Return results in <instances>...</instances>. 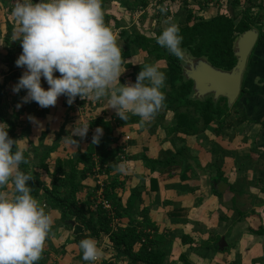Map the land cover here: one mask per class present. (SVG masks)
Returning a JSON list of instances; mask_svg holds the SVG:
<instances>
[{"label":"crops","instance_id":"1","mask_svg":"<svg viewBox=\"0 0 264 264\" xmlns=\"http://www.w3.org/2000/svg\"><path fill=\"white\" fill-rule=\"evenodd\" d=\"M136 1L102 0L105 24L115 35L121 47V56L124 39L131 34V29L152 36L158 25L164 29L168 23L179 25L183 19V13L178 12V9L184 10V7L177 1L173 4L171 17L162 20L157 7L151 6L153 0H146L147 8L143 11L137 9L134 13L132 10ZM200 1L203 3L191 2L189 8L196 9L197 15L204 18L215 17L219 13L233 16L237 8L242 9V6L234 8L230 4L219 5L217 0ZM176 6L178 9H174ZM253 11H258V8L254 7ZM5 23L1 24L2 28ZM8 25L14 28L17 26L14 22ZM12 38L10 45L16 47L15 57L18 58L22 47L18 40ZM128 64L130 68L126 67ZM151 64L166 74L165 62L151 60L138 47L133 46L131 56L122 59V74L114 87L135 83L143 67ZM23 71V68L9 71L3 66L0 81L15 72L20 77ZM10 82L14 81H8L7 91ZM42 86L45 89L48 87L43 78ZM242 89L246 92L240 93L231 105L234 107L222 128L219 122L204 127L201 121L199 132L195 135L173 131L176 126L175 113L166 111L163 106L150 120L144 121L138 115L128 112V119L124 121L111 108L108 96L99 101L76 98L70 107L64 96L58 98L55 106L48 108H41L35 102L22 103L19 93L18 102L22 104L21 107L17 108L18 97L15 93H8L4 102L8 117L16 115L15 119H20L23 114L27 117L24 124L14 120L19 136L17 145L27 153L29 166H35L30 167V171L38 173L48 186H51L50 174L57 159L84 152L87 145L92 143L96 127L91 128L90 123L101 119L107 128H112L118 144L110 145L108 150L125 146L126 152L124 161L116 159L109 162L111 174L119 176L125 184L123 206L128 207L131 220L139 219L140 211L147 209L148 216L158 226L160 233L167 234L164 264H264V235L255 233L259 229L264 230V55L260 47L253 49L248 57ZM162 91L166 94L167 85ZM209 97L214 100L213 95L199 100ZM55 110L60 114L59 128L54 123ZM83 125H89V134L85 138L73 136L77 146L63 139L71 134L72 127ZM62 127L63 132H60ZM97 127L103 129L102 136H105L104 126ZM96 150L102 151L101 148ZM48 154L44 162L49 169L46 172L40 164L41 159ZM143 157L160 162L171 158L173 160L152 169ZM218 174L222 179L215 184L216 195L212 179ZM84 184L89 187V191L93 190L96 177L88 178ZM5 191L10 199L14 196L12 184L9 183ZM81 194L85 201L86 190ZM41 197L39 193L35 198L41 203ZM42 207L54 221L51 238L46 240L44 247L49 261L47 264H91L82 260V250L79 244L74 243L79 227L73 225L72 229H68L62 223L58 210L44 204ZM130 219L124 218L118 224L126 227ZM210 237L220 239V250L216 251L207 245ZM96 242L104 255L94 264H133L109 244L106 236H101ZM224 248H228L227 251L221 252ZM181 256L185 257L184 261ZM224 258L228 263H225Z\"/></svg>","mask_w":264,"mask_h":264},{"label":"clouds","instance_id":"2","mask_svg":"<svg viewBox=\"0 0 264 264\" xmlns=\"http://www.w3.org/2000/svg\"><path fill=\"white\" fill-rule=\"evenodd\" d=\"M11 15L17 22L13 40L22 47L15 65L24 69L12 91L25 90L22 103L48 108L61 96L68 105L77 97L99 101L108 96L111 108L124 121L128 112L150 120L164 105L166 75L155 64L145 65L135 83L114 87L122 74L121 47L105 24L102 0H16ZM182 41L175 23H168L156 40L177 60L187 62L189 53ZM88 131L89 125L72 127L63 139L75 147L73 136L85 138ZM102 135L103 129L96 127L92 144H99ZM18 141L0 122V264H37L54 221L31 194L32 175L20 170L28 160L17 148ZM9 183L15 190L11 199L5 191ZM79 248L82 260L91 264L104 255L92 238L82 239Z\"/></svg>","mask_w":264,"mask_h":264},{"label":"trees","instance_id":"3","mask_svg":"<svg viewBox=\"0 0 264 264\" xmlns=\"http://www.w3.org/2000/svg\"><path fill=\"white\" fill-rule=\"evenodd\" d=\"M171 1L173 4L176 1L180 2L182 7L186 9L178 26L180 34L183 36L181 46L187 50L190 57L203 58L215 69L230 72L238 61L234 52L235 41L240 35L251 29H256L259 33L258 42L254 49L262 48L264 55V13L261 7L252 6L246 9L238 19L226 13L204 18L197 15L196 9L189 8L192 0ZM214 1L212 0V2ZM2 2L5 4L3 0ZM136 2L132 10L134 13L137 9L143 11L148 6L146 0ZM216 2L219 5H224L222 0ZM229 2L230 0L227 3ZM199 3L202 4L203 2ZM151 6L157 7L159 14H161L160 20L162 18L168 19L172 15V9L167 12L161 11V8H165V0L158 2L153 0ZM237 6H241L240 0H235L234 8ZM254 7L258 8L256 13L253 11ZM13 30L14 27L8 25L5 42L9 47L5 55H0V71H2L3 66L9 71L20 68L15 65L17 49L10 45ZM162 30L158 25L154 29V35L149 36L138 32L136 29H131V34L124 39L122 59L126 60L131 56V48L134 46L145 53L149 59L165 62L167 92L163 108L175 113L176 126L173 131L185 135L198 134L201 121L204 127L219 122L220 128H222L225 119L234 106H229L225 98H220L217 101L210 97L205 100L191 98L193 82L184 78L183 62L177 60L175 56L169 54L165 48L156 42ZM126 67L130 68L131 65L128 64ZM18 79L19 75L15 72L0 81V122L8 125V134L13 140L19 138L17 125L14 120L8 117L4 100L7 96L8 81L12 80L17 83ZM245 92L242 89L241 94ZM25 93V90H21L19 97L24 96ZM83 103L81 105L85 104ZM100 125L105 128V136L101 137L99 144L89 143L84 152H78L76 155L64 159H57L53 172L50 174L51 186L46 185L38 173L30 171L28 155L23 151L28 163L21 164L20 170L32 175V180L28 182L31 187V194L36 197L41 193V206L44 204L49 208L58 210L65 227L68 229H72L73 225L79 227L80 231L76 233L74 243L79 244L85 238L99 240L101 236H106L109 244L133 264H164L166 258L164 247L167 234L160 233L158 226L150 219L148 210L145 208L140 211L139 219H130L128 207L123 206L122 194L125 184L120 181L119 176L111 174L112 168L109 166L111 160L124 161L126 159L125 146L108 150L110 145L118 144V138L114 136L112 128L109 126L107 128L103 120L97 119L90 123L91 128ZM60 132H63V127ZM96 148H101L102 151L98 152ZM48 157L49 154L45 155L40 164V167L46 172H49V169L44 162ZM143 160L153 169L156 165L168 164L173 158L166 162L155 161L146 157H143ZM97 175L99 178H96V185L93 190L89 191V187L84 182ZM221 179L220 175L212 179L216 195L218 193L215 190V184ZM84 190L87 193L85 201L81 194ZM102 202L109 204L110 208L106 209ZM124 218L130 219L126 227L118 224V221ZM255 233L264 235V230L259 229ZM219 240V238L210 237L207 245L212 246L216 251L220 250L217 245ZM227 249L225 248L223 252ZM181 259L184 261L185 257L181 256ZM47 260V251L43 250L42 257L37 264H46Z\"/></svg>","mask_w":264,"mask_h":264},{"label":"water","instance_id":"4","mask_svg":"<svg viewBox=\"0 0 264 264\" xmlns=\"http://www.w3.org/2000/svg\"><path fill=\"white\" fill-rule=\"evenodd\" d=\"M258 38V31L251 29L236 39L234 52L238 61L230 72L215 69L203 58L195 59L189 56L187 62H183L182 69L184 78L193 82L191 98L199 100L213 95L214 101L225 98L229 106L233 105L241 93L245 66ZM224 242L222 239V245Z\"/></svg>","mask_w":264,"mask_h":264},{"label":"rangeland","instance_id":"5","mask_svg":"<svg viewBox=\"0 0 264 264\" xmlns=\"http://www.w3.org/2000/svg\"><path fill=\"white\" fill-rule=\"evenodd\" d=\"M3 1L5 2V4L2 2V0H0V53L1 54L3 53L5 55L7 53V49H8V47L6 46V42H5V36H6V33H7L8 23L14 22L17 25V22L15 21L14 17L11 15V10L14 8L16 0H3ZM192 2H193V4H195V3L201 2V1L200 0H194ZM177 3L180 4V2H177ZM240 3H241V6H242V9H240V7H239V8H237V10H235L233 12V17L235 19H238V17L242 16L244 11L246 9L252 7V6L261 7L263 9V13H264V0H240ZM228 4H230V5L232 4V6L234 7L235 6V0H230V2ZM174 9H178V7L176 6V7H174ZM185 10L186 9L179 11V9H178V12H182V13L185 14V12H184ZM4 22H6L5 23L6 25H4L3 28H2L1 24L4 23ZM12 40H13V38H12ZM0 75H1V73H0ZM15 84H16L15 82H12V83L10 82L9 83V89L7 91V95H8V93H10L12 95L14 94V92L12 91V88H13V86ZM15 94L18 97V94L17 93H15ZM18 101H20L19 97H18V100L16 101V104L19 103ZM5 105H6V103H5ZM53 114L56 115L55 116L56 119L54 120V123H56L57 127L59 128V125L61 124V121H60V119L58 117H59L60 114L57 112V110H55ZM15 116H10L9 115L11 120H17V121L19 120V123L20 122L23 123V124L26 123L27 117L24 114L20 117V119H15ZM30 167L33 168L35 166H30ZM48 183L50 184V180L48 181ZM250 227H252V225L249 226L247 230H249ZM218 244H219V242H218ZM223 250L221 252H223ZM224 261H225V263H228L227 259H225Z\"/></svg>","mask_w":264,"mask_h":264},{"label":"built area","instance_id":"6","mask_svg":"<svg viewBox=\"0 0 264 264\" xmlns=\"http://www.w3.org/2000/svg\"><path fill=\"white\" fill-rule=\"evenodd\" d=\"M158 1H161V0H154V2H158ZM222 1H223V4L226 5V4H228L227 2L229 0H222ZM172 8H173V2L171 0H165V8H164L165 9V12L171 10ZM127 139H129V138L127 137ZM96 178H99V176L97 175ZM98 183H100V182L98 181ZM100 194H101V192H100ZM102 205L106 209H109L110 208L109 204H107L106 202H102Z\"/></svg>","mask_w":264,"mask_h":264}]
</instances>
